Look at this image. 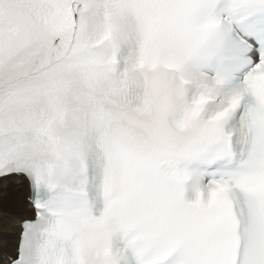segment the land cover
Here are the masks:
<instances>
[{
	"label": "snow or ice",
	"instance_id": "snow-or-ice-1",
	"mask_svg": "<svg viewBox=\"0 0 264 264\" xmlns=\"http://www.w3.org/2000/svg\"><path fill=\"white\" fill-rule=\"evenodd\" d=\"M0 209V264H264V0H0Z\"/></svg>",
	"mask_w": 264,
	"mask_h": 264
},
{
	"label": "bare ground",
	"instance_id": "bare-ground-1",
	"mask_svg": "<svg viewBox=\"0 0 264 264\" xmlns=\"http://www.w3.org/2000/svg\"><path fill=\"white\" fill-rule=\"evenodd\" d=\"M9 189L15 193H17L19 197V202L14 209L16 212H22L24 210L23 208V195H24V189L22 186L17 185L15 182H11L9 184ZM12 236L10 233H7L4 229V222H3V214L2 209H0V248H3L5 244L11 243Z\"/></svg>",
	"mask_w": 264,
	"mask_h": 264
}]
</instances>
